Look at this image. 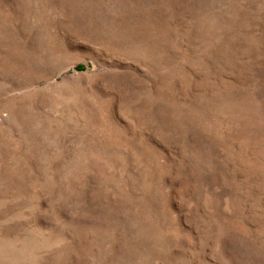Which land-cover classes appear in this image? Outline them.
Instances as JSON below:
<instances>
[{"label":"rangeland","instance_id":"374dc122","mask_svg":"<svg viewBox=\"0 0 264 264\" xmlns=\"http://www.w3.org/2000/svg\"><path fill=\"white\" fill-rule=\"evenodd\" d=\"M0 264H264V0H0Z\"/></svg>","mask_w":264,"mask_h":264}]
</instances>
